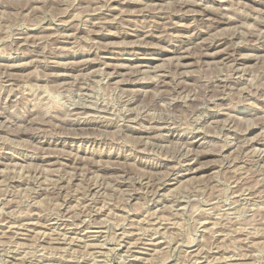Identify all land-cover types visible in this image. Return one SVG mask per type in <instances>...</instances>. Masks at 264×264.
Returning a JSON list of instances; mask_svg holds the SVG:
<instances>
[{"label": "rangeland", "instance_id": "1", "mask_svg": "<svg viewBox=\"0 0 264 264\" xmlns=\"http://www.w3.org/2000/svg\"><path fill=\"white\" fill-rule=\"evenodd\" d=\"M0 264H264V0H0Z\"/></svg>", "mask_w": 264, "mask_h": 264}, {"label": "bare ground", "instance_id": "2", "mask_svg": "<svg viewBox=\"0 0 264 264\" xmlns=\"http://www.w3.org/2000/svg\"><path fill=\"white\" fill-rule=\"evenodd\" d=\"M193 4V3H192ZM202 9H204V8H202ZM204 11H205V9H204ZM206 12V11H205ZM205 12H204V14H205ZM199 14H201V13H199ZM97 23V22H96ZM219 23H220V20H219ZM227 23H228V21H227ZM217 25V24H216ZM224 39V38H223ZM219 40V39H218ZM222 40V39H221ZM221 40H220V42H221ZM212 43V42H211ZM219 43V42H218ZM208 44V43H207ZM217 44V43H216ZM215 44V45H216ZM203 44H201V46H202ZM235 47V46H234ZM202 48H204V47H202ZM204 51H206V50H204ZM224 51V50H223ZM232 54V53H231ZM178 55H180V52H179V54ZM211 55V54H210ZM238 59V58H237ZM184 63V62H183ZM114 69V68H113ZM237 76V75H236ZM83 111V110H82ZM261 150V149H260ZM83 223V222H82Z\"/></svg>", "mask_w": 264, "mask_h": 264}]
</instances>
